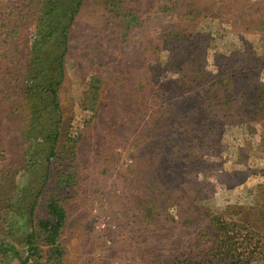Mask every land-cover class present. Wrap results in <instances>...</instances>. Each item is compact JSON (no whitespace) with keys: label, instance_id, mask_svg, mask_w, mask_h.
Returning a JSON list of instances; mask_svg holds the SVG:
<instances>
[{"label":"rangeland","instance_id":"1","mask_svg":"<svg viewBox=\"0 0 264 264\" xmlns=\"http://www.w3.org/2000/svg\"><path fill=\"white\" fill-rule=\"evenodd\" d=\"M167 1L125 0L139 11L141 25L133 27L132 36L124 43L118 36L117 20L103 0H84L71 29L61 104L66 116H73V131L81 132L89 125L86 126V120L92 112L82 98L91 76L101 74L103 89L106 94L109 89L111 94L98 108L97 117L86 130L87 136L82 137L79 164L83 193L67 205L60 242L65 254L58 264H169L176 257L201 259L213 218L238 229L247 227L254 233L263 232L264 110L256 115L257 110H252V120L246 121L245 116L251 115L240 103L249 79L262 86L258 92L264 91V38L255 32L240 33L223 22L218 12L212 11L215 6L211 0H180L179 6L168 8L170 11L164 7ZM245 1L247 7H242L241 12H256L264 4V0ZM189 3L195 4V32L203 36L198 53L204 60L203 76L209 79V95L218 98L206 105L202 91H197L196 96H178L180 105L168 106V99L181 92L172 94L175 76L171 75L175 72L164 64L168 54H164L167 58L161 54L157 61L153 59L155 46L147 56L144 47L157 36L165 39L167 31L175 29L177 23L183 26L186 21L178 8ZM247 42L251 52L246 51ZM197 61L200 62L199 57ZM251 65L252 72L247 70ZM237 67L242 68L236 70ZM156 75L169 80L152 85L147 78ZM226 76L235 79L239 90L220 87L218 79ZM143 82L147 89L136 100V85ZM161 85L164 90L155 94L153 91ZM155 117V121L164 118L160 129L165 127L167 131L161 130L169 137L166 152L157 160L163 167L161 176L166 170L158 189L172 193L153 198L144 194L156 206L145 215V206L136 204H144L145 196L130 183L135 172L151 164L150 142L144 138L148 136L149 118ZM172 119L182 120L183 126L171 125ZM217 119L223 121L217 127L212 125L205 132L194 129L200 121L211 124ZM21 123L17 119L13 127L0 132L1 141L6 143L2 147L4 153L0 152V165L11 159L12 152H20L16 131ZM173 151L176 154L169 160ZM110 157L113 163L108 160ZM109 165L111 169L107 168ZM180 165L186 167L183 175L169 173L168 169ZM161 228L168 231L170 238L161 236L163 241L159 242L161 234L157 233ZM13 229L18 231L16 239H21L24 227ZM153 244L161 245L157 249ZM17 249L25 255L23 245ZM263 255L256 254L250 263L257 264ZM55 263L49 253L40 262Z\"/></svg>","mask_w":264,"mask_h":264},{"label":"trees","instance_id":"2","mask_svg":"<svg viewBox=\"0 0 264 264\" xmlns=\"http://www.w3.org/2000/svg\"><path fill=\"white\" fill-rule=\"evenodd\" d=\"M211 2L215 6L212 11L218 12L222 21L230 24L236 31L255 32L264 38V4L256 12H241L242 7H247L245 0ZM83 3L84 0H0V132L6 127H13L17 119L22 120L16 131L20 152H12L9 156L11 159H5L4 164L0 165V257H4L0 259V264H40L46 253L50 254L52 261L56 259L55 264H58L65 254V247L60 242L67 218V205L83 193L79 164L82 137L97 117L98 108L102 107V103L107 101L105 98L111 94L109 89L107 94L104 91L101 74L91 76L82 98L85 107L89 105V111L92 112L86 120V126L89 125L82 128L81 132L73 131V116H66L61 104V92L67 77L70 33ZM103 3L117 20L120 40L122 43L127 42L133 34V27L141 25L139 11L133 5L131 7L125 3V0H103ZM179 4L180 0H168L164 7L169 10L170 6ZM194 7V3H189L184 8L177 7L180 16L186 21H183V26L177 23L175 29L167 31L165 39L157 36L150 39L144 47V55L147 56L152 46H155L157 51L154 60L158 61L161 54L167 58L164 55L166 53L170 58H167L168 61L164 59V64L175 72L171 75L175 76V85H171V91L172 94L181 92L168 99V106L176 103L180 105L181 102L176 100L178 96H196L197 91H202L206 105L218 98L216 95H209L212 93L207 84L209 79L207 75L203 76L205 72L201 66L204 60L198 55L202 50L203 36L195 32L198 19ZM246 44V51L251 52V44ZM96 55L97 53L94 58ZM198 57L200 62L197 61ZM241 68L237 67L236 70ZM251 68L252 65L247 70L252 72ZM229 72L233 74L230 70ZM147 79L158 86L166 77L159 78L156 75ZM220 79L217 82L221 88L239 90L235 79L229 76ZM252 79L254 80L253 77ZM145 82L136 85V100L147 89ZM246 85L247 89L241 94L244 100L240 104L251 115L245 116V120H252V110H257L256 113L254 111L255 115L264 110V91L258 92L262 86L251 79ZM163 86L153 92L160 93L157 90H164ZM156 119L157 117L149 118L148 136L144 138L146 142H150L148 146L152 165L147 164L146 168L135 172L137 174L133 175L134 179L130 183L143 195L151 194V198L162 197V193H166L158 189V183L166 177V170L161 176L163 167L157 160L161 159L162 152H166L165 143H168L169 137L164 132L167 131L165 127L161 128L164 131L160 129L164 118L155 121ZM221 122L223 121L218 119L211 124L200 121L195 124L194 129L205 132L212 125L219 126ZM170 124L183 126L180 119H172ZM2 138L3 133H0V152L4 153L2 147L6 143L1 141ZM175 154L173 151L168 159L172 160ZM108 160L113 163L112 157ZM107 168L111 169L112 166ZM185 168V165L176 168L173 166L168 171L174 172V176L183 175ZM171 193L172 191H167L166 194ZM149 196H145L144 204L136 201L139 207L145 206V215L156 207ZM210 224V239L201 259H192L191 256L184 259L176 257L169 264H251L250 260L256 254H264V229L261 234L254 233L247 227H231L218 218H213ZM215 224L218 226H213ZM13 227H24L21 239H16L18 231ZM167 232L165 228L158 231L157 235L161 234L159 242L163 241L161 236L167 235L170 238ZM19 245L26 248L24 256L17 249ZM160 245L152 246L159 249ZM257 264H264V255Z\"/></svg>","mask_w":264,"mask_h":264}]
</instances>
